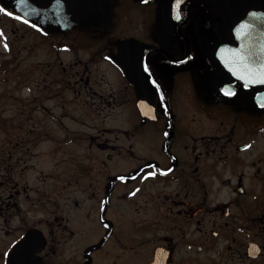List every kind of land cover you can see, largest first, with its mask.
<instances>
[{"label": "flooded vegetation", "instance_id": "1", "mask_svg": "<svg viewBox=\"0 0 264 264\" xmlns=\"http://www.w3.org/2000/svg\"><path fill=\"white\" fill-rule=\"evenodd\" d=\"M24 1L76 34L42 148L0 126V264H264V0Z\"/></svg>", "mask_w": 264, "mask_h": 264}, {"label": "rangeland", "instance_id": "2", "mask_svg": "<svg viewBox=\"0 0 264 264\" xmlns=\"http://www.w3.org/2000/svg\"><path fill=\"white\" fill-rule=\"evenodd\" d=\"M1 1L0 7H8L19 14L14 0ZM22 3L26 4L25 1ZM24 10L30 13L27 8ZM38 14L41 19L39 11ZM30 19L14 18L13 15L0 11V31L3 32L0 36V126H19L32 131L35 137L30 140L36 141L41 149L45 126L41 107L43 66L47 62L51 63L50 77H58L59 62L73 58V52L64 48V45L70 43L76 32L65 36L58 32L59 28L54 24L44 28L41 19L36 20L34 26V22H28ZM5 42L8 44L7 48L4 47ZM31 80L35 88L33 96L30 90ZM36 159L35 157L33 162ZM109 242H113L112 239Z\"/></svg>", "mask_w": 264, "mask_h": 264}, {"label": "snow or ice", "instance_id": "3", "mask_svg": "<svg viewBox=\"0 0 264 264\" xmlns=\"http://www.w3.org/2000/svg\"><path fill=\"white\" fill-rule=\"evenodd\" d=\"M24 2V0H18V3H22ZM0 11L7 13L8 15H13V13L11 11H9L6 7H0ZM20 19H25L24 17H20ZM176 19H180V15L179 13L176 14ZM30 23V21H29ZM3 35V32L0 31V36ZM4 47L7 48L8 44L5 42L4 43ZM238 58L240 59V61L244 64L245 67V73L243 74L244 78L247 77H252L253 82H255V78L259 77L262 80H264V64L260 65L259 68H254L249 62H248V57L246 56H242L239 53H237ZM144 70L150 72L151 69L149 68L148 63H144L143 64ZM233 71H235V69H233ZM237 75H242L241 73L237 72ZM153 84H157V81L155 79L152 80ZM221 92H224L227 95H234V92L231 90H226L224 88L220 89ZM237 101L240 103H244L245 100L243 97L237 96L236 97ZM35 240H38V237L34 238V242Z\"/></svg>", "mask_w": 264, "mask_h": 264}, {"label": "trees", "instance_id": "4", "mask_svg": "<svg viewBox=\"0 0 264 264\" xmlns=\"http://www.w3.org/2000/svg\"><path fill=\"white\" fill-rule=\"evenodd\" d=\"M5 5H7V4H5ZM15 7L17 8L19 14H15L12 10H9L8 7H6V8L13 13V16L14 17H19V18L20 17H24L25 18L24 20H26L27 19V11L24 10V9L27 8L26 4H24V3H17L15 5Z\"/></svg>", "mask_w": 264, "mask_h": 264}, {"label": "water", "instance_id": "5", "mask_svg": "<svg viewBox=\"0 0 264 264\" xmlns=\"http://www.w3.org/2000/svg\"><path fill=\"white\" fill-rule=\"evenodd\" d=\"M255 8H256V6H254ZM258 9V8H257ZM228 14H231V15H234V13L233 12H230V13H228ZM231 17H233V16H228L227 18H228V21L229 22H231V23H234V22H236V20L235 19H231ZM261 17L264 19V17H263V15L261 14ZM259 20H260V18H258ZM252 20H256V19H252Z\"/></svg>", "mask_w": 264, "mask_h": 264}]
</instances>
